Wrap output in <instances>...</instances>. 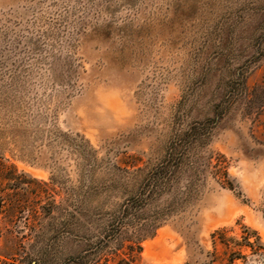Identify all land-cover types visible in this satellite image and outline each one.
Instances as JSON below:
<instances>
[{
    "label": "rangeland",
    "instance_id": "1",
    "mask_svg": "<svg viewBox=\"0 0 264 264\" xmlns=\"http://www.w3.org/2000/svg\"><path fill=\"white\" fill-rule=\"evenodd\" d=\"M187 145L234 189L210 183L135 264H199L220 228L264 243V0H0V264H90L114 165Z\"/></svg>",
    "mask_w": 264,
    "mask_h": 264
},
{
    "label": "trees",
    "instance_id": "2",
    "mask_svg": "<svg viewBox=\"0 0 264 264\" xmlns=\"http://www.w3.org/2000/svg\"><path fill=\"white\" fill-rule=\"evenodd\" d=\"M189 151L188 145L181 150L170 149L152 166H141V160L134 156L130 157L129 164L114 165L111 186L124 198L116 207L111 224L102 230L97 243L89 247L85 261L89 260L90 264H135L142 252L141 244L184 212L210 183L234 189L222 156L213 153L188 156ZM12 169L13 165L0 157L1 184L3 179L10 180L7 175ZM3 201L0 195V209L4 206ZM261 213L264 218V198ZM241 229L240 238L229 236L232 230L228 228L212 232L211 250L204 252L199 264H246L247 250L251 256H263L264 243L258 232L246 226Z\"/></svg>",
    "mask_w": 264,
    "mask_h": 264
}]
</instances>
